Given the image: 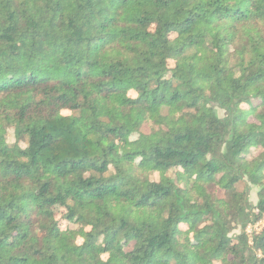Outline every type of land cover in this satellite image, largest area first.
<instances>
[{
  "label": "trees",
  "instance_id": "1",
  "mask_svg": "<svg viewBox=\"0 0 264 264\" xmlns=\"http://www.w3.org/2000/svg\"><path fill=\"white\" fill-rule=\"evenodd\" d=\"M263 217L264 0H0V264H264Z\"/></svg>",
  "mask_w": 264,
  "mask_h": 264
},
{
  "label": "rangeland",
  "instance_id": "2",
  "mask_svg": "<svg viewBox=\"0 0 264 264\" xmlns=\"http://www.w3.org/2000/svg\"><path fill=\"white\" fill-rule=\"evenodd\" d=\"M15 139H14V135L12 133V131L9 132L8 134V141L9 142H13ZM251 200L255 201L256 200V190L254 189L253 193H252V196H251ZM60 214L63 212L61 209L59 210ZM260 226L257 228L258 230L261 229L263 227V223H264V217L262 219H260ZM258 226V225H257ZM250 227H248L249 229ZM256 228V227H255ZM253 229V228H252ZM257 229H253V230H257ZM250 231V230H249Z\"/></svg>",
  "mask_w": 264,
  "mask_h": 264
},
{
  "label": "built area",
  "instance_id": "3",
  "mask_svg": "<svg viewBox=\"0 0 264 264\" xmlns=\"http://www.w3.org/2000/svg\"><path fill=\"white\" fill-rule=\"evenodd\" d=\"M264 224V223H263ZM258 225V226H257ZM260 226V222L255 225L256 229Z\"/></svg>",
  "mask_w": 264,
  "mask_h": 264
}]
</instances>
